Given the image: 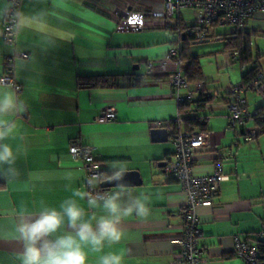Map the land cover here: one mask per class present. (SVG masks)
<instances>
[{
  "label": "crops",
  "instance_id": "0c3cea01",
  "mask_svg": "<svg viewBox=\"0 0 264 264\" xmlns=\"http://www.w3.org/2000/svg\"><path fill=\"white\" fill-rule=\"evenodd\" d=\"M69 3L74 13L65 14L69 19L66 26L75 30L73 39H58L54 44L40 46L35 35L27 33L16 42L17 49L28 55L26 60L15 62L19 95L28 110L18 119L16 137L8 141L14 150L19 149L22 174L14 182L0 178V229H11L15 211L34 210L41 202L58 208L71 197L74 188L84 183L83 174L79 180L64 179L67 171L84 170L83 163L68 153L75 141L92 148L103 173L114 162L122 163L127 171H137L141 184L130 190L146 196L145 203L152 210L146 219L135 215L127 218L122 225L124 239L105 250L123 254V264H183L174 242L182 235L179 213L184 194L181 184L164 171L174 153L165 127L177 117L195 114H190L187 107L179 109L164 76L138 79L147 61L158 62L165 57L176 40L175 32L163 29L153 19L137 27L138 13L159 10L160 0H69ZM44 7L51 6L35 4L33 0L21 6L25 11ZM180 20L189 26L181 13ZM214 28L210 29L208 39L198 42L220 40L229 62H239L237 55L230 56L224 49L223 38H230L235 28L227 34H215ZM240 31L250 38L253 62L251 41L256 36L264 37V14L250 18ZM10 53L11 48L0 38V77L5 57ZM255 57L254 62L264 75L261 63L264 52L257 51ZM188 69L182 64L183 75ZM195 69L200 72L197 66ZM80 76L121 78L117 88L88 89L78 86ZM242 76L243 73L239 82ZM238 84L229 81L222 93L206 89L211 100L200 113L207 117L209 141L194 154L192 172L197 176L210 175L218 161L227 178L219 184L212 207H202L197 212L202 233L197 245L203 250L202 264H231L228 261L235 258L234 238L244 240L264 230V134L245 141V134L257 129L253 121L237 130L228 128L227 92ZM180 93L183 95L185 91ZM196 97L194 94L193 99ZM243 98L251 112L264 107V102L250 93ZM109 108L116 110V120L97 122L102 111ZM155 128L167 130V142H151L150 132ZM99 190L104 191L100 185ZM20 249L15 241L0 240V264H18L15 257ZM88 264H96L95 256H89Z\"/></svg>",
  "mask_w": 264,
  "mask_h": 264
},
{
  "label": "clouds",
  "instance_id": "9594fccd",
  "mask_svg": "<svg viewBox=\"0 0 264 264\" xmlns=\"http://www.w3.org/2000/svg\"><path fill=\"white\" fill-rule=\"evenodd\" d=\"M33 2L51 7L25 11L15 6V0H0V24L14 40L31 33L40 46H47L75 37V30L66 26L69 19L65 14L74 13L69 0ZM27 110L14 85L0 77V178L5 182H14L22 174L19 149L14 150L8 141L16 137L18 119ZM126 173L120 162H114L107 173L87 175L83 169L65 172L64 179L69 181L79 180L83 174L84 183L58 208L41 202L34 210L15 211L11 229H0V240L20 244L15 257L18 264H88L90 255L95 256L96 264H123V254L105 249L124 239L122 225L127 218L135 215L146 219L152 212L145 203L147 197L134 194L124 183ZM104 182L115 188L99 190Z\"/></svg>",
  "mask_w": 264,
  "mask_h": 264
},
{
  "label": "built area",
  "instance_id": "2783aa9c",
  "mask_svg": "<svg viewBox=\"0 0 264 264\" xmlns=\"http://www.w3.org/2000/svg\"><path fill=\"white\" fill-rule=\"evenodd\" d=\"M25 1L15 0V6L21 8ZM161 6L157 11L151 14L148 12H139L136 16L138 28L143 26L148 19L157 20L165 30H174L177 21L180 19L181 11L192 12L194 26L197 28H210L217 26H232L241 30L247 21L260 14H264V0H160ZM175 31V30H174ZM0 35L3 43L11 48V53L5 57L3 74L16 88L18 94L21 93V87L15 79V62L17 60H26L28 55L17 49V40H14L6 31L2 24ZM188 36L192 32L187 30ZM176 40L180 38V33L175 31ZM182 36V35H181ZM202 33L197 34V38H202ZM179 44L168 48L165 57L158 61H147L144 70L138 73V79L145 81L156 75L165 77L166 83L174 91L177 105L189 103L194 94H199L204 90L202 83H193L192 85L182 74V62L180 61ZM246 70L245 66H242ZM157 70L159 73H157ZM192 87L193 91H190ZM185 91L182 95L180 91ZM227 120L228 128L237 130L243 127L248 121H252L254 112L249 111L247 103L243 98L245 93H250L264 102V75L258 74L247 87H230L228 89ZM117 118V112L113 108L105 109L97 118L99 123L113 122ZM264 119V114L260 116ZM177 122L181 120L176 118ZM256 135L255 130L245 134L244 139L250 142ZM208 132L193 133H175L171 143L174 149L173 159L166 163L165 173L178 181L183 190L184 203L181 206L179 217L182 223V235L174 243L178 247L179 258L183 264H202L203 250L198 247L197 240L201 237L199 229L198 209L202 207H212V200L219 189V184L227 178L222 173L221 163L216 162L213 171L207 176H197L192 172V161L194 154L208 145ZM69 155L83 163L85 174L92 175L100 173V165L95 161L93 150L77 142H71L68 148ZM258 238L264 239V230ZM234 257L241 264H264L259 261L258 250L255 245L234 238Z\"/></svg>",
  "mask_w": 264,
  "mask_h": 264
},
{
  "label": "trees",
  "instance_id": "16d2710c",
  "mask_svg": "<svg viewBox=\"0 0 264 264\" xmlns=\"http://www.w3.org/2000/svg\"><path fill=\"white\" fill-rule=\"evenodd\" d=\"M216 26L217 25H213L210 28H197L194 25H184L180 19L177 21L176 28L174 30L180 33V38L178 41H172V44H179L180 61L182 62V64H186L189 67V69L186 70L184 77L190 84L198 82L204 85L200 72L195 69L196 58L193 57L189 52L190 45L197 43L198 41L208 39L210 37V29ZM174 30H170V32H175ZM187 30L191 31L192 35L188 36L186 34ZM199 33H202V38H197V34ZM215 36L220 37L219 35ZM223 39L225 51L228 52L230 56L237 55L238 61L241 63V66H249L248 69H246L243 73L242 80L239 84V86H241L242 88L247 87V85L251 83L258 74H260L258 65L256 64V62H252L250 58V38L247 35H244L242 31L235 29L234 34L230 38L224 37ZM119 77L120 76H80L78 77V80L76 82L80 88L113 89L119 86ZM196 95V99H192L189 103L178 105L179 109L182 110L184 107H187V110L189 109V113H194L195 115L192 117L181 118L179 123L175 119L165 127L169 130L170 140H172L175 133L179 132H207V117L205 115L200 116V113H203V110L206 108L207 103H209L211 100L210 97L206 95L205 85L204 90ZM262 114H264V107H261V109L254 112L252 121L257 127V129L255 130L256 135L254 138H256L260 134H264V119L260 118ZM259 233L256 234V237L246 236L243 241L255 245L258 250L259 261L264 262V239L258 238ZM232 255L234 257V253Z\"/></svg>",
  "mask_w": 264,
  "mask_h": 264
},
{
  "label": "rangeland",
  "instance_id": "374dc122",
  "mask_svg": "<svg viewBox=\"0 0 264 264\" xmlns=\"http://www.w3.org/2000/svg\"><path fill=\"white\" fill-rule=\"evenodd\" d=\"M181 15L187 25L194 24V18L190 11H182ZM215 34H227L234 30L232 26H216ZM253 62L255 61L256 53L259 51L261 54L264 52V37L256 36L251 41ZM190 53L196 56V66L200 70L204 78V85L209 92L219 91L229 84L237 85L241 78L243 70L239 62L231 64L227 58L226 53L223 52V42L220 40H210L208 42H198L190 45ZM264 65V60H261ZM248 69L249 66H245ZM239 85V84H238ZM221 90V91H220ZM262 137V136H260ZM260 230V227H259ZM256 237V234H252ZM231 264L241 263L238 259L234 258L228 261Z\"/></svg>",
  "mask_w": 264,
  "mask_h": 264
},
{
  "label": "water",
  "instance_id": "95a60500",
  "mask_svg": "<svg viewBox=\"0 0 264 264\" xmlns=\"http://www.w3.org/2000/svg\"><path fill=\"white\" fill-rule=\"evenodd\" d=\"M152 143H164L168 141V132L164 128H155L150 132ZM164 166V164H162ZM124 183L130 187H137L141 184L140 174L137 171H127L124 177ZM100 187L104 190H111L115 188V185L109 182L100 184Z\"/></svg>",
  "mask_w": 264,
  "mask_h": 264
}]
</instances>
